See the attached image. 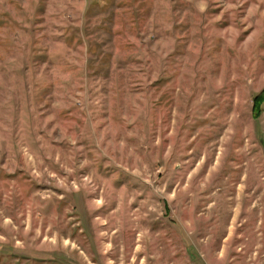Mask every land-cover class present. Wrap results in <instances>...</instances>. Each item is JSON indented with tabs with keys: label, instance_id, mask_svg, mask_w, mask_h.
Masks as SVG:
<instances>
[{
	"label": "rangeland",
	"instance_id": "obj_1",
	"mask_svg": "<svg viewBox=\"0 0 264 264\" xmlns=\"http://www.w3.org/2000/svg\"><path fill=\"white\" fill-rule=\"evenodd\" d=\"M264 0H0V264H264Z\"/></svg>",
	"mask_w": 264,
	"mask_h": 264
},
{
	"label": "trees",
	"instance_id": "obj_2",
	"mask_svg": "<svg viewBox=\"0 0 264 264\" xmlns=\"http://www.w3.org/2000/svg\"><path fill=\"white\" fill-rule=\"evenodd\" d=\"M264 103V88L253 97L252 111L253 116L258 117L262 111L261 105Z\"/></svg>",
	"mask_w": 264,
	"mask_h": 264
}]
</instances>
